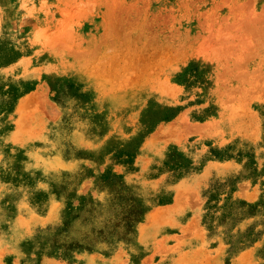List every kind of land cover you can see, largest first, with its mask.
I'll use <instances>...</instances> for the list:
<instances>
[{"label": "rangeland", "instance_id": "1", "mask_svg": "<svg viewBox=\"0 0 264 264\" xmlns=\"http://www.w3.org/2000/svg\"><path fill=\"white\" fill-rule=\"evenodd\" d=\"M0 264H264V0H0Z\"/></svg>", "mask_w": 264, "mask_h": 264}]
</instances>
